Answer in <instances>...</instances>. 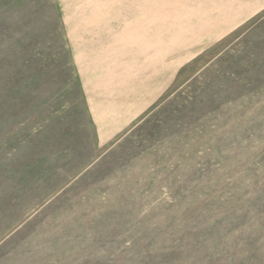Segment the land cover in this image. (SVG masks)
Listing matches in <instances>:
<instances>
[{
    "label": "rangeland",
    "instance_id": "obj_1",
    "mask_svg": "<svg viewBox=\"0 0 264 264\" xmlns=\"http://www.w3.org/2000/svg\"><path fill=\"white\" fill-rule=\"evenodd\" d=\"M237 2L0 0V264H264V10L208 34ZM124 28L166 87L98 146L70 46Z\"/></svg>",
    "mask_w": 264,
    "mask_h": 264
},
{
    "label": "crops",
    "instance_id": "obj_2",
    "mask_svg": "<svg viewBox=\"0 0 264 264\" xmlns=\"http://www.w3.org/2000/svg\"><path fill=\"white\" fill-rule=\"evenodd\" d=\"M245 2L238 0L231 5L228 17H216L209 37H216L247 15L264 10V0ZM205 27L207 32L210 25ZM102 31L109 33L101 35L108 38L102 40L91 34L84 42L70 46L79 89L98 146L120 141L158 102L166 87L165 68H150L149 48L144 49V42L134 44L133 38L139 35L125 28Z\"/></svg>",
    "mask_w": 264,
    "mask_h": 264
}]
</instances>
